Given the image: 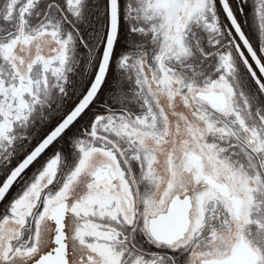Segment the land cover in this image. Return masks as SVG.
<instances>
[{
  "label": "snow or ice",
  "instance_id": "6c2138e0",
  "mask_svg": "<svg viewBox=\"0 0 264 264\" xmlns=\"http://www.w3.org/2000/svg\"><path fill=\"white\" fill-rule=\"evenodd\" d=\"M0 264H264V0H0Z\"/></svg>",
  "mask_w": 264,
  "mask_h": 264
}]
</instances>
